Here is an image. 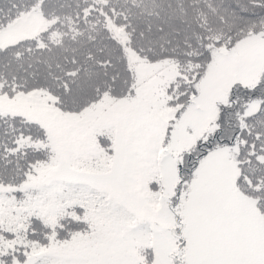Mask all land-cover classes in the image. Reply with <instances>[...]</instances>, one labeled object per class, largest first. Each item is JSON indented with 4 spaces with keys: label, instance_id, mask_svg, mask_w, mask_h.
Instances as JSON below:
<instances>
[{
    "label": "snow or ice",
    "instance_id": "obj_1",
    "mask_svg": "<svg viewBox=\"0 0 264 264\" xmlns=\"http://www.w3.org/2000/svg\"><path fill=\"white\" fill-rule=\"evenodd\" d=\"M82 5L0 0V264H264V0Z\"/></svg>",
    "mask_w": 264,
    "mask_h": 264
},
{
    "label": "trees",
    "instance_id": "obj_2",
    "mask_svg": "<svg viewBox=\"0 0 264 264\" xmlns=\"http://www.w3.org/2000/svg\"><path fill=\"white\" fill-rule=\"evenodd\" d=\"M78 4L82 7V0L58 1L56 16L60 19L59 23L55 22V17L47 10L34 17L29 30L24 31L18 38L23 41L22 47H33L35 49L37 45L54 47L61 42L67 43L73 34L72 29L75 27L74 18L78 10ZM102 5L103 0H97V6L102 7ZM66 17H72V19H66ZM93 17L98 18L95 12ZM56 34L58 35L54 39L48 37L49 35L53 37Z\"/></svg>",
    "mask_w": 264,
    "mask_h": 264
},
{
    "label": "rangeland",
    "instance_id": "obj_3",
    "mask_svg": "<svg viewBox=\"0 0 264 264\" xmlns=\"http://www.w3.org/2000/svg\"><path fill=\"white\" fill-rule=\"evenodd\" d=\"M58 1L60 2V0H58ZM32 22H33V21H30V22H28V23L22 25V27H21L17 32L12 33V34H10L9 36H7V37L5 38L6 41H7V42H14V41H16L24 31L29 30V27L31 26ZM57 35H58V34H56V35L53 36V37H52V35H51V36L49 35L48 37H49L50 39H54ZM32 110H33V111H37V112H41V111H42L41 107H40L39 105H37V104H33V105H32Z\"/></svg>",
    "mask_w": 264,
    "mask_h": 264
}]
</instances>
